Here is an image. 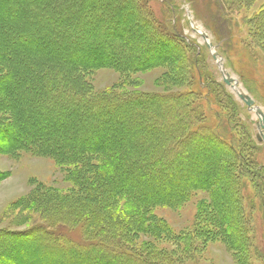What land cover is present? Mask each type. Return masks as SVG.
I'll return each instance as SVG.
<instances>
[{"label": "rangeland", "instance_id": "obj_1", "mask_svg": "<svg viewBox=\"0 0 264 264\" xmlns=\"http://www.w3.org/2000/svg\"><path fill=\"white\" fill-rule=\"evenodd\" d=\"M195 30L264 113V0H0V264H132L90 212L130 257L264 264V130Z\"/></svg>", "mask_w": 264, "mask_h": 264}, {"label": "trees", "instance_id": "obj_2", "mask_svg": "<svg viewBox=\"0 0 264 264\" xmlns=\"http://www.w3.org/2000/svg\"><path fill=\"white\" fill-rule=\"evenodd\" d=\"M195 113H198L199 115H201L200 113V110L197 109V112L195 110ZM230 174V182L231 184H233L234 182V176L236 175L234 173V171H231ZM264 179V178H263ZM122 180V182L124 183L122 186H119L118 187V190L120 189V191H123L125 192V190H127V188H129L130 184L128 183L129 181L127 180V178H123V179H120ZM188 180V181H187ZM185 180V188L183 189H177L176 191L178 192L177 195H179L178 198H184L186 196V193L188 191H191V189H194L192 186L194 185V183L196 182L195 181V178L191 177L189 179ZM187 181V182H186ZM87 185L88 186V198L90 197H94L95 199L97 198V194H95L97 191L95 186H94V182H90L89 180H87ZM187 183V184H186ZM103 184V183H102ZM95 189V190H94ZM135 190H133V192H128L129 196H131L134 201L136 202V204H139V207H148L149 203L144 200V196L137 193V188L134 187ZM91 191V192H90ZM175 191V192H176ZM133 193V194H132ZM175 193H173L172 195H174ZM182 194V195H181ZM150 197V196H149ZM100 200L102 199V197H100ZM169 198V197H168ZM167 199V198H165ZM149 200V198H148ZM170 200V201H169ZM167 201L169 202H177V197H172L171 199H169ZM138 201V202H137ZM104 202V201H103ZM150 206V205H149ZM143 211V209H141ZM138 212V211H137ZM136 212V213H137ZM144 212V211H143ZM98 216V217H97ZM95 216L92 212L89 213V215L87 216H84L82 219L84 221H88V227L86 231H88L89 234H93V235H97L98 233H105V237L102 235H100V238L99 240L107 243V246H109L108 244H110L111 246H109L110 248H114L116 251H118L119 253H122L123 256H127L125 258H128L129 260H131L133 263L132 264H174V260L173 259H169V261L163 259L162 257H130V256H135L133 254H135L134 252L133 253H129L128 252V245L129 244H126V243H119L117 244L116 242H114L115 240L111 239V234L110 233H113L115 232L114 231V227L115 225L117 224V226H119L120 228H123L124 226V229H123V233L120 235L122 236L123 240H128V236L130 234V231L131 229L134 230V225L129 222V221H122V222H119V220H117L113 214H110V212H106V213H103V214H99ZM137 216H139V214H137ZM116 220H115V219ZM139 218V217H137ZM130 219V218H129ZM134 219V218H133ZM144 218H139L138 222H139V225L141 226V221L143 220ZM67 220H68V217L65 216H62L61 218H59V223L62 221V223H67ZM116 226V227H117ZM92 233H90V231H92ZM130 230V231H129ZM61 233H59L58 235H60ZM114 234V233H113ZM99 235V234H98ZM63 236V235H62ZM104 247V246H103ZM106 247V246H105ZM130 254V255H128Z\"/></svg>", "mask_w": 264, "mask_h": 264}, {"label": "water", "instance_id": "obj_3", "mask_svg": "<svg viewBox=\"0 0 264 264\" xmlns=\"http://www.w3.org/2000/svg\"><path fill=\"white\" fill-rule=\"evenodd\" d=\"M196 31V30H195ZM197 33H199L198 31H196ZM203 37V40L205 41L208 49L212 52V57L213 59L216 61L222 79L225 83L226 86L230 87L232 89V91L236 94V96L238 97V99L243 102L249 109L254 110L257 117L260 120V133L263 136V131L264 130V113L263 111L256 106L255 101L252 99V97H250L249 95L241 92L235 83V80L230 76L229 73H227V71L224 69V65L222 60L218 57V53L215 51V47L212 45V43L209 41V37L206 34H201Z\"/></svg>", "mask_w": 264, "mask_h": 264}, {"label": "bare ground", "instance_id": "obj_4", "mask_svg": "<svg viewBox=\"0 0 264 264\" xmlns=\"http://www.w3.org/2000/svg\"><path fill=\"white\" fill-rule=\"evenodd\" d=\"M199 34L201 35L202 33H201V32H199Z\"/></svg>", "mask_w": 264, "mask_h": 264}]
</instances>
